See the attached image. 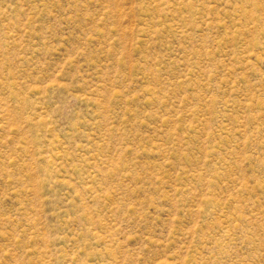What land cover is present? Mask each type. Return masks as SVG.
Listing matches in <instances>:
<instances>
[{
    "label": "rangeland",
    "instance_id": "374dc122",
    "mask_svg": "<svg viewBox=\"0 0 264 264\" xmlns=\"http://www.w3.org/2000/svg\"><path fill=\"white\" fill-rule=\"evenodd\" d=\"M0 264H264V0H0Z\"/></svg>",
    "mask_w": 264,
    "mask_h": 264
}]
</instances>
